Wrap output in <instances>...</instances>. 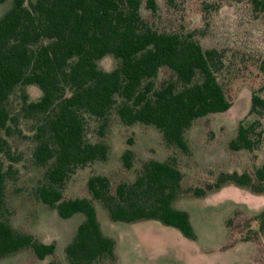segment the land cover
<instances>
[{
  "label": "trees",
  "instance_id": "1",
  "mask_svg": "<svg viewBox=\"0 0 264 264\" xmlns=\"http://www.w3.org/2000/svg\"><path fill=\"white\" fill-rule=\"evenodd\" d=\"M10 1L0 17V131L5 133L10 121L6 103L20 89L22 111L38 119L31 159L42 169L43 179L35 196L60 219L82 216L72 240L63 247L65 264L116 263L115 242L103 234L95 204L112 223L157 221L194 240L187 213L172 207L176 199L203 197L226 185L262 193L257 185L264 183V161L252 174L221 173L204 189L182 191V174L169 157L163 162H142L133 181L118 183L112 190L107 177L92 175L85 183L87 197L64 199L63 185L76 169L107 160L109 147L102 138L111 112L125 127H152L166 147L187 155L183 135L192 123L230 107L215 78L222 56L216 49L203 50L191 32L153 30L139 15L142 0ZM249 2L254 11L264 13V0ZM144 8L156 11L153 0H145ZM107 56L117 61L111 71L97 65ZM160 69L167 70L173 80L156 87ZM259 70L264 78V61ZM27 86L37 88V100L28 101ZM260 89L264 90V84ZM247 115L264 117V100L256 92L250 95ZM84 116L98 122L100 139L94 143L85 138ZM261 134L257 120L239 122L227 150L252 152ZM5 147L0 138V154ZM132 158L130 150L121 154L123 169L131 168ZM5 179L0 167V260L27 252L33 261L49 258L47 264H59L53 244H43L9 226L4 216ZM241 215L237 210L225 220L228 244L224 248L237 242L258 246L262 242L264 253L260 239H264V210L243 218L240 227L236 220ZM251 222H256V231L251 230ZM243 232L238 240L229 241L233 233Z\"/></svg>",
  "mask_w": 264,
  "mask_h": 264
},
{
  "label": "rangeland",
  "instance_id": "2",
  "mask_svg": "<svg viewBox=\"0 0 264 264\" xmlns=\"http://www.w3.org/2000/svg\"><path fill=\"white\" fill-rule=\"evenodd\" d=\"M139 8L140 17L159 33H193V39L203 49H216L222 56V68L215 73L230 107L222 113L210 114L195 120L183 138L189 153L183 155L173 147H166L157 130L135 124L125 127L111 112L102 140L109 147L107 160L94 162L76 169L63 185L62 197H87L85 183L92 175L108 178L111 190L121 182L134 180L142 162L152 159L163 162L176 160L182 174L181 190L204 189L212 185L221 173L252 174L264 161V117L247 115L249 98L256 92L264 100V78L259 70L264 61V13L252 9L249 0H153L156 11ZM11 1L0 4V17L10 8ZM117 61L107 56L97 62L99 68L111 71ZM173 76L160 69L154 80L159 87ZM28 101H35L39 91L34 86L24 88ZM20 89H16L6 103L10 115L7 131H0L5 140V153L0 154V167L6 172L5 218L17 231L31 234L43 244H53L59 264L63 247L69 243L81 222V215L60 219L56 213L39 203L34 190L42 183V169L32 163L33 134L37 118L21 109ZM85 138L94 143L98 137V122L84 116ZM260 123V143L252 152L227 150L239 122ZM125 150L133 153L131 168L123 169L120 156ZM261 194L247 189L230 187L203 197H183L172 203L175 210L187 213L194 240L181 237L172 227L157 221L133 224L112 223L105 212L94 205L96 218L104 235L115 242V264H264L261 245L237 242L229 248L225 220L240 211V220L253 217L264 210V183L257 185ZM250 228L257 230L256 222ZM243 233H233L229 241L238 240ZM261 240L262 236L260 237ZM32 257L27 252L0 260V264H28ZM49 258L33 264H47Z\"/></svg>",
  "mask_w": 264,
  "mask_h": 264
},
{
  "label": "crops",
  "instance_id": "3",
  "mask_svg": "<svg viewBox=\"0 0 264 264\" xmlns=\"http://www.w3.org/2000/svg\"><path fill=\"white\" fill-rule=\"evenodd\" d=\"M230 187H234V186H232V185H226V186H223L222 188H220L217 192H220V191H222V190H224V189H227V188H230ZM236 188V187H235ZM216 193V192H215Z\"/></svg>",
  "mask_w": 264,
  "mask_h": 264
}]
</instances>
